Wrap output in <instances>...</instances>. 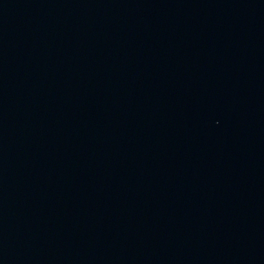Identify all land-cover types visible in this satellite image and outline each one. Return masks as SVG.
I'll return each mask as SVG.
<instances>
[{
    "label": "water",
    "instance_id": "water-1",
    "mask_svg": "<svg viewBox=\"0 0 264 264\" xmlns=\"http://www.w3.org/2000/svg\"><path fill=\"white\" fill-rule=\"evenodd\" d=\"M243 0H0V264H222Z\"/></svg>",
    "mask_w": 264,
    "mask_h": 264
}]
</instances>
